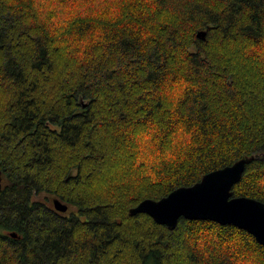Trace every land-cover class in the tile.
<instances>
[{
  "label": "trees",
  "instance_id": "trees-1",
  "mask_svg": "<svg viewBox=\"0 0 264 264\" xmlns=\"http://www.w3.org/2000/svg\"><path fill=\"white\" fill-rule=\"evenodd\" d=\"M261 153L264 0H0V264H264L130 213L251 155L233 195L264 202Z\"/></svg>",
  "mask_w": 264,
  "mask_h": 264
},
{
  "label": "water",
  "instance_id": "water-1",
  "mask_svg": "<svg viewBox=\"0 0 264 264\" xmlns=\"http://www.w3.org/2000/svg\"><path fill=\"white\" fill-rule=\"evenodd\" d=\"M200 31L198 36H203ZM255 155L244 156L233 164L206 173L201 180L181 186L159 200L147 198L130 209L132 215L146 213L155 222L173 230L181 218L212 220L231 224L252 234L264 245V202L248 196H234L233 187L240 182L246 165ZM0 170V190L3 186ZM57 210L65 212L68 205L58 198L53 199ZM18 237L16 232H10Z\"/></svg>",
  "mask_w": 264,
  "mask_h": 264
},
{
  "label": "rangeland",
  "instance_id": "rangeland-1",
  "mask_svg": "<svg viewBox=\"0 0 264 264\" xmlns=\"http://www.w3.org/2000/svg\"><path fill=\"white\" fill-rule=\"evenodd\" d=\"M264 153H261V155ZM35 200H40V201H46L48 204H50L51 206L54 207V203L52 202V196L47 194V193H40V194H36L34 196Z\"/></svg>",
  "mask_w": 264,
  "mask_h": 264
}]
</instances>
